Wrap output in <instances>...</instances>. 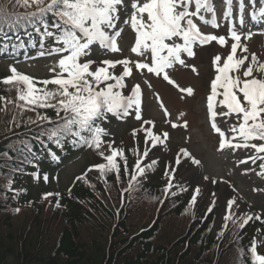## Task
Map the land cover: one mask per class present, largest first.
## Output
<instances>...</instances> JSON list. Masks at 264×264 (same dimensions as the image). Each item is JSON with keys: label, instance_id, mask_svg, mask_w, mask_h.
<instances>
[{"label": "snow or ice", "instance_id": "6c2138e0", "mask_svg": "<svg viewBox=\"0 0 264 264\" xmlns=\"http://www.w3.org/2000/svg\"><path fill=\"white\" fill-rule=\"evenodd\" d=\"M16 3H22L25 7L35 5V11L13 19L0 7V18L8 21L9 28L23 23L41 25L44 35L52 38L56 46L51 47L47 53L41 51L38 55H56L60 58L49 69L55 74L52 79L36 81L33 77L18 73L12 67L10 69L12 75L4 78L2 82L6 85H15L18 99L25 104L41 108L52 107L56 109L57 115L61 111L65 114L64 123L49 133V139L70 135L78 138V141H73L74 144L79 142L96 149L103 144L101 137L105 134L103 128L95 125L96 120L106 118L108 114L118 117L127 116L131 109H135L136 119H141L143 94L140 85H134L130 95H125L123 92V89L127 87L125 78L132 75L133 65L137 71L146 69L148 73L157 77L162 76L167 83L176 87L181 93L191 96L194 90L191 87L181 88L171 78L168 70L178 64L198 74L195 65L186 63V58L195 57L194 47L207 45L213 41L221 46L228 43L223 35L203 33L194 20L195 18L213 28L218 27L211 0H131L130 14L123 19L122 23L130 26L135 33L131 52L137 56L146 57V60L132 61L127 58L118 61L102 60L93 69V64L96 62L84 58L91 55L94 46L111 52L120 50L118 39L124 29L119 25L125 0H16ZM227 3L229 10L225 12V18L231 15L232 0H227ZM202 12L212 13L211 20L205 19ZM240 12V24L243 25V0H240ZM49 16L52 17L50 24ZM251 19L264 21V7L254 10ZM50 28L55 31L49 30ZM251 35L249 33L246 38L250 39ZM230 39L231 52L227 54L226 59L221 63L222 58L217 54L212 60L216 75L211 81V93L207 97L211 127L220 136L219 150L221 151L225 148L250 147L257 153H264V143H252V141L264 142V62H260L254 53L251 55L250 62L247 55L237 57L238 48L243 53H247L248 48L241 45L242 37L234 28L230 30ZM148 59L150 63L147 62ZM117 65L123 67L120 75L110 71ZM37 84L44 87H37ZM48 85L56 87L49 90ZM218 97L222 99L218 100ZM156 99L160 102L165 116H168L169 113L158 94ZM217 108L222 110L218 112ZM179 115L182 117L184 113ZM217 116L235 118V123L229 128L233 134L231 137H226L225 132L217 126ZM144 123L154 126L153 121H144ZM177 126L175 123L172 124L173 128ZM182 126L187 127V122L185 121ZM85 131L91 133L90 138L81 135ZM143 131L147 133L145 144L148 145L150 139L151 147L163 145L168 139L167 132H164L161 137L153 133L151 129H143ZM135 135L134 131L133 136ZM108 147L111 149V145ZM149 151L150 148L146 147L142 155L137 153L139 158L135 164V173L132 175L133 181H137L138 176L144 175L145 167H142L141 163L148 156ZM180 153L184 157H191L186 149L181 148ZM101 155L103 156V153ZM117 157L123 158V150L112 149L110 155L104 156L106 163L93 167L100 171L101 176L108 172H115L119 178L120 166ZM249 159L255 162L256 159H264V156H253ZM180 162L178 154L175 163L179 165ZM246 162L241 161V163ZM156 163L157 161L153 160L146 167L151 168ZM192 163L199 165L200 161L192 158ZM260 167L264 169V164ZM125 171H127L126 161ZM165 175L169 178V184L164 189L167 193L172 186V176L167 171ZM258 175L264 176V171ZM44 180L47 182V175L44 176ZM196 191L198 193L199 189L197 188ZM52 195L58 196L59 193H45L43 198L47 199ZM195 201L194 195L190 203L195 204ZM234 204L235 199H230L227 203L229 214L224 217L226 221L233 218ZM56 206L60 207L59 201ZM211 210V208L208 209L209 212ZM15 211L19 212L20 209L17 208ZM252 219L251 215L242 218L239 227L243 228ZM255 219L261 220V217L256 215ZM249 252L252 264H264V255L258 253L255 239L251 242Z\"/></svg>", "mask_w": 264, "mask_h": 264}, {"label": "rangeland", "instance_id": "374dc122", "mask_svg": "<svg viewBox=\"0 0 264 264\" xmlns=\"http://www.w3.org/2000/svg\"><path fill=\"white\" fill-rule=\"evenodd\" d=\"M130 3L131 0H125V7L121 11V24L119 25L120 27H123L124 30L121 37L118 39V47L121 48L124 53L121 56L112 55L109 59L120 58L125 54L129 55V46L133 36L129 31V27L123 25L122 21L130 14ZM222 19V15H220V20ZM201 27L208 33L212 32L218 36H225L228 43L221 46L213 41L211 45L197 48L194 58H186L187 64H192L197 67L198 74L193 73L190 68L182 67L180 65H176L173 69H169V75L171 78L175 80L181 88L191 87L194 90L193 95L188 96L185 93H181L176 87L167 83L162 77L153 78L147 72L135 73L134 77L128 80L129 82H127V78H125V84L127 86L123 89L125 95L131 94V89L134 86L132 84L136 81L140 82L144 88V103L141 106V119H136L134 109H132L134 112H130L127 116H113V124L109 123L107 127L105 126V128H103L105 133L101 137L103 144L99 149L94 147V150L97 152L83 151L75 154L68 161H65L59 167L58 171L51 175L24 173L23 179L17 188L18 192L25 191L28 187L37 189L41 184H44L43 186L44 188L46 187L48 193H65L72 188L75 182L78 181L77 178L81 177L80 174L86 167L95 164L96 161L103 160L104 156L111 154L112 149L123 150V154L124 152L125 154L128 152L131 155V158L134 159L139 158L137 153L142 155L145 148L148 147L150 148L148 156L143 159L141 163V166L145 167V172L148 169L146 166L151 164L153 160H156L157 163L149 168L147 174L155 166L163 164L165 172L167 171L173 179L171 189L174 188V186H180L188 189L190 193H194V195H196V201L195 204H191L195 214L191 215L193 220H195L196 214L202 216L209 212L208 209L211 208L212 210L210 212L214 213V218L210 231L213 235L219 230H225L226 220L224 217L228 212L227 203L230 199H235L233 208L235 212L243 215V217L247 215H251L254 218L256 215L261 217L264 212V176L258 175L260 172L255 168L256 162L249 159V157L259 156L260 153H257L255 149L250 147L225 149L223 152H219L217 149L218 138L217 135L211 131L212 127L209 114L204 106V100L210 88L212 75L215 71V66L212 63V60L217 54L222 58L227 54L229 46L232 43L230 32L229 29L222 24H220L219 29L216 31H212L211 28L204 25ZM247 36L248 34L243 36L240 43L248 48V52L243 53L238 48L237 57L247 55L250 62L251 55L255 53L258 60L264 62V32L260 35L254 34L250 39L246 38ZM53 46H56L55 42L48 41L44 46V49L31 55H25L22 59L15 61L1 58L0 76L2 74L5 78L9 77L12 75L10 69L14 67L18 73L33 77L36 81L51 79L55 74L50 72L49 69L55 65L60 57L56 55L39 56L38 53L41 51L47 53ZM107 54H109V51L94 46L91 55L84 59L94 60L96 63L93 64V69H95L100 61L107 59L106 57L109 56ZM143 59L145 60L146 57H143ZM110 71L114 72L115 75H120L123 71V67L117 65L115 69H110ZM149 85L151 86L149 87ZM37 87L44 86L37 84ZM1 90H7L8 94H13L15 91L12 85H6L4 83L1 86ZM157 94L167 109L169 113L168 116H165L164 110L160 106V102L157 101ZM217 99H222V97H218ZM221 110L222 109L220 108L216 109L218 112ZM224 110L226 111V109ZM180 113H184V115L181 117L179 115ZM144 121H153L155 127L152 124H145ZM185 121L187 122V127L182 126ZM142 123L145 125L142 126ZM173 123L178 126L173 128ZM233 123H235L234 117H216L217 126L222 131L229 133L230 136L233 134L229 131V128ZM143 129H151L153 133L160 135L161 137L164 132H167L168 139L163 145L151 147L150 139L148 145L145 144L147 133L143 131ZM134 131L136 133L135 136H133ZM252 143L259 144L257 141H252ZM109 145H111V149L108 147ZM181 148L186 149L191 154V157H184L183 154L180 153ZM101 153H103V156ZM178 154L180 155L181 160L179 165L175 163ZM192 158L199 160L200 164H193ZM241 161L247 162L241 163ZM45 175L48 177L47 182L44 180ZM144 177H146L145 173ZM205 177H207V179H205ZM119 178H115L114 182ZM213 181L216 182L213 183ZM197 188L199 189L198 193L196 191ZM170 192L171 191L165 193V195L168 194L167 196H169ZM164 198L165 197L163 196V199ZM161 199L162 195L158 200L150 203L153 207L156 205L154 207L156 208L155 214L154 208L146 206L148 211H145V213H141L136 217V220L140 221L138 228H146L148 224L155 219V215L157 216V213L160 210L159 208L162 205ZM149 208L152 209L149 210ZM189 213H191V210ZM133 218L134 217L132 216L130 219ZM136 220H129V222L135 226L137 224ZM38 222L41 224L42 228L50 227L55 229L53 224L47 223L45 226L42 222ZM183 222H186V220L177 219L174 222L169 223V226H172L174 229L172 227L171 229L175 232H179L178 230L180 227H182V230L184 229L185 224H182ZM186 223L189 224V222ZM22 227H29V225L20 224V226L11 227V229L9 228V232L7 229L0 232V243L1 241L7 243L6 237L10 235L15 236L13 235L15 229ZM3 228H5V223H1L0 221V229ZM113 229L114 228L112 227L110 232L108 230L98 229L91 237L94 241L101 242L103 249L109 247V244L111 249L113 247H115L114 249H120L119 242H112V240L110 242L108 239V236L112 232L115 237L119 234L117 228L114 231ZM230 229V227L227 228L225 233H228ZM135 231L138 230H133L132 232ZM81 233V236L84 239H87V235L92 232L85 230L81 231ZM161 233L163 232L161 231ZM14 238L16 242L17 238ZM158 239V244H161L164 242L165 237H158ZM254 239L259 245L260 252L264 254V246H261L258 233H255ZM19 243L20 239L17 241V246ZM127 245L128 243L124 242L122 247L124 248ZM97 248H99V244ZM11 249H13L10 251L13 256L10 258L6 256L0 257V264H20L16 261L17 251L15 246L11 245ZM24 249L25 244H23L22 250ZM196 250L194 252V259L197 252ZM18 251L20 252L19 247ZM117 253V250H115L114 253L110 252L109 257L111 259H109L107 263L113 261L114 264V262L117 261L115 264H123V261L120 262L118 259L116 260ZM135 254H137L136 249L132 251V256L134 257ZM89 256L92 260L87 264H104L105 262V260L100 262L95 258V256H99L96 253H91ZM220 263L221 261L218 259L217 264ZM172 264L179 263L173 261ZM214 264L216 263L214 262Z\"/></svg>", "mask_w": 264, "mask_h": 264}, {"label": "trees", "instance_id": "16d2710c", "mask_svg": "<svg viewBox=\"0 0 264 264\" xmlns=\"http://www.w3.org/2000/svg\"><path fill=\"white\" fill-rule=\"evenodd\" d=\"M0 7L13 19L35 9L17 4L16 0H0ZM7 23L0 18V26ZM1 86L0 83V221L5 223V228L0 232L5 229L9 232L11 227L20 224L29 227L16 228L15 236L5 235L7 243L1 241L0 257L13 256L10 251L14 245L16 261L20 264H87L92 260L91 253L99 255L95 258L100 262L105 260L106 264L111 259L110 252L115 250L118 251L116 260L123 261V264H172L173 261L179 264H217L218 259L220 264H251L247 252L253 227H247L237 235L238 231L232 226L228 233L215 241L208 231L209 222L201 223L199 218L193 222L190 218L187 194L167 200L146 228H138L140 221L136 217L148 211L146 206L154 208L156 205L153 207L150 203L161 196L151 180L143 181L126 196L122 207L119 204L120 183L114 182L113 172H108L104 178L99 174H88L84 182L75 185L69 194L53 195L48 199L43 198L46 193L43 186L39 189L28 187L24 193L16 192L28 158L26 147L32 145L36 154L38 149L32 135L42 132L47 126L38 127L39 122L34 116L17 111L13 104L14 93L8 94L7 90H1ZM49 113V110L45 111L46 116ZM31 158L30 155L29 160ZM119 176L123 177L122 169ZM159 179V176H152L156 183ZM57 201L60 207L56 206ZM17 208L19 212L15 211ZM132 216L134 218L130 219ZM177 219L189 222H183L184 229L180 227L179 232L169 226ZM129 220H136L137 224L134 226ZM38 221L45 226L53 224L55 229L42 228ZM112 227L113 231L117 228L119 234L115 237L112 232L108 239L119 242L120 249H111L110 244L103 249L101 242L94 241L91 236L98 229L110 232ZM258 227L263 244L264 222ZM85 230L92 232L87 239L81 236V231ZM14 237L17 241L20 239L18 246ZM158 237H165L164 242L158 244ZM124 242L128 245L123 248ZM134 249L137 254L133 257ZM107 264H113V261Z\"/></svg>", "mask_w": 264, "mask_h": 264}]
</instances>
